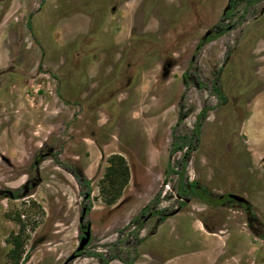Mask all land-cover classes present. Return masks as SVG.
<instances>
[{"label": "rangeland", "instance_id": "1", "mask_svg": "<svg viewBox=\"0 0 264 264\" xmlns=\"http://www.w3.org/2000/svg\"><path fill=\"white\" fill-rule=\"evenodd\" d=\"M226 3L0 0V191L21 194L27 180L39 178L25 197L0 195V264H9L11 234L23 242L22 264H64L75 250L83 201L66 166L90 180L86 252L105 254L156 194L159 208L173 211L177 203L163 184L171 135L173 129L189 133L204 108L186 177L214 195L234 193L248 202H255L258 190L264 193V1L248 10L241 25L194 54ZM191 60L194 83L185 90L182 74ZM218 72L223 104L195 87L197 81L209 86ZM180 104L186 118L176 126ZM112 154L125 159L129 179L107 205L112 188L103 176ZM232 206L210 209L191 200L181 211L214 231L205 228L216 243L215 264H264V240ZM252 206L264 224V213ZM153 244L158 242L142 248ZM199 250L196 243L178 244L165 259L203 264ZM71 264L98 263L85 255Z\"/></svg>", "mask_w": 264, "mask_h": 264}, {"label": "trees", "instance_id": "2", "mask_svg": "<svg viewBox=\"0 0 264 264\" xmlns=\"http://www.w3.org/2000/svg\"><path fill=\"white\" fill-rule=\"evenodd\" d=\"M263 1L264 0H227L226 6L223 9V12L220 16L219 21L211 29V30H214L215 32L213 33V35H206L205 37H202L199 40L195 48L194 54L196 55L206 43L217 39L218 37L222 36L228 31L235 29L239 25H241L244 21L245 14L247 13V11L251 7ZM239 8H241V13L235 19L234 17L237 14V11ZM193 63H194V60H191L187 71H185L182 74V83H183V87L185 90L188 89L189 84L194 83L193 82L194 78L188 72L192 68ZM218 75H219V72L217 73V75L215 74V79H213L210 82L209 86L205 87L203 84H200L197 81L195 83V87L199 89L206 88L210 95L215 96L219 104H223L226 101V97L224 96L221 86L218 83ZM182 108H183L182 104H180L178 107V116H177L176 126H178L183 121V119L186 117V113L183 112ZM206 112H207V108H204L200 111V113L197 116V120L194 124L193 129L189 133L178 134L174 132V129H173L170 144H169V149H168L167 167L164 170V181L166 183L170 176L174 175L176 177V181L172 189L179 198L183 199V201L180 202L181 206H184L186 204L184 200L195 199V200L203 202L209 208L214 209L221 205L215 202L216 199L215 197H213L212 193L206 187L199 184V182L197 181L188 182L187 177H186V167H187V164H188V161L190 159L192 152L196 149L199 136H200L201 125L204 119L206 118ZM179 152H182L181 156L178 159L173 160L174 155ZM106 164L107 165L105 167V173H104L103 179L106 180L109 183L110 187L112 188L109 191V193H111L112 195L109 197V199L106 200L105 203L107 205H112L119 198L121 189L128 182L129 171H128V167H127L125 159L118 154L110 155L106 159ZM66 169L73 175L80 189L84 191V193L87 194V198H88L89 193L91 191L90 181L84 176L83 171L75 166L74 167L66 166ZM155 200H157V196L153 198L152 203ZM148 207L149 206L144 207L141 210L140 214L146 211ZM86 210L87 212L90 210V205L86 207ZM242 211L245 214L246 223H247L249 231L255 237H258L264 240V224L256 216L253 206L250 203H247L245 207H242ZM140 214L134 217L130 221L131 225L136 226V230L133 233L135 245H138L140 243V239L137 236V231H139L143 226V224L139 222ZM169 215L170 213L166 210H161L160 212L154 214V216H157V217H156V220L154 222L152 229L150 230V233L151 234L154 233L155 228L160 223H162ZM203 224L205 225V228L209 232H214L211 228H208L206 226L204 221H203ZM257 227L262 230V234H259L257 232L256 230ZM6 243L10 246L6 254L9 264H22L21 259H22V253H23L22 252L23 242L21 241L20 236L18 234L17 235L11 234L9 238L6 240ZM89 255L96 258L102 264L107 263L110 259H120L117 255L110 256V258L108 259H103L102 256L97 253H91ZM134 260H135V257H132L130 260H122V262L124 264H133Z\"/></svg>", "mask_w": 264, "mask_h": 264}, {"label": "flooded vegetation", "instance_id": "3", "mask_svg": "<svg viewBox=\"0 0 264 264\" xmlns=\"http://www.w3.org/2000/svg\"><path fill=\"white\" fill-rule=\"evenodd\" d=\"M254 7V6H253ZM252 8V7H251ZM241 13V8H239L238 9V11H237V14L235 15V19L238 17V15ZM247 13H248V11H247ZM246 13V14H247ZM245 14V15H246ZM233 30V29H232ZM231 31V30H230ZM215 31L214 30H208L206 33H205V35L203 36V37H205L206 35H213V33H214ZM229 32V31H228ZM226 34V33H225ZM224 35V34H223ZM192 69V68H191ZM190 71V70H189ZM188 71V72H189ZM214 79H215V77H214ZM212 81V80H211ZM210 81V82H211ZM218 83H219V80H218ZM212 96V95H211ZM212 97H214L215 98V96H212ZM216 99V98H215ZM217 100V99H216ZM217 102H218V100H217ZM218 104H219V102H218ZM200 113V112H199ZM207 113V112H206ZM177 116H178V114H177ZM198 116V115H197ZM186 118V117H185ZM184 118V119H185ZM183 119V120H184ZM196 120H197V118H196ZM205 120V119H204ZM176 121H177V119H176ZM203 123V122H202ZM175 125H176V123H175ZM194 127V126H193ZM193 129V128H192ZM170 144V143H169ZM169 149V148H168ZM183 152V151H182ZM182 152H179V153H182ZM176 154H178V153H176ZM43 154H39L38 156H37V158H36V160L34 161V163H33V167L34 168H36L37 169V165H35V162L38 164V161H40V159H42V156ZM42 156V157H41ZM181 156V155H180ZM179 158V157H178ZM178 158H176V159H178ZM174 159V158H173ZM167 162H168V159H167ZM166 167H167V164H166ZM166 167H165V169H166ZM164 169V170H165ZM68 171V170H67ZM69 172V171H68ZM70 173V172H69ZM71 174V173H70ZM83 174H84V172H83ZM72 175V174H71ZM84 176H85V174H84ZM72 177H73V175H72ZM86 177V176H85ZM170 177H175L174 175L173 176H170ZM170 177L168 178V181L165 183V181H164V171H163V184L165 185V188L166 189H170V191H171V194H172V196L174 197V199H175V201H176V203H177V206H176V208L173 210V211H170V210H167L166 208H159V201H160V194H156L155 196H157V200H155L153 203H152V200L147 204V205H145V206H143L140 210H139V212L137 213V215L136 216H138L139 214H140V212H141V210L144 208V207H146V206H149L148 207V209L146 210V211H144L142 214H140V219H139V222H141L142 224H143V226H142V228L139 230V231H137V236H138V238L140 239V243L138 244V245H135V242H134V237H133V233L135 232V230H136V226L135 225H131L130 224V221L134 218V217H136V216H134L129 222H128V224L121 230V231H118L117 232V240L115 241V242H113V243H111L110 245H109V249H107L106 251H105V254L104 253H99V252H86V249L89 247V245H90V243H91V224L88 222V214H89V212H90V210H91V207H90V210L87 212V210H86V207L88 206V205H90V204H85L88 200H89V197H90V193H89V197L87 198V194L86 193H84V191H82L81 189H80V191H81V193H82V201H83V204H82V207H81V211H80V214H79V217H78V228H79V238H78V245H79V242H80V239H81V237L83 236V233H84V231L87 229V226L89 225V231H90V238H89V242L87 243V245L84 247V249L82 250V251H79V252H77L76 251V249H77V247H78V245L76 246V248H75V250L70 254V255H72V254H75L76 255V257L72 260V261H70V262H68L67 264H71L72 262H74L77 258H79V257H81V256H84L85 257V255H86V257H90V258H93V259H95L96 261H97V263L98 264H102V263H100L96 258H94V257H92V256H90L89 254H91V253H97V254H99V255H101L102 256V258L103 259H108V258H110V256H113V255H117L120 259H110L107 263H105V264H110L111 262H118V263H120V264H124L123 262H122V260H130L132 257H135V260H136V258H137V247L143 242V240L144 239H146L148 236H150V235H153L154 233H155V231H156V229H157V227L160 225V224H162V223H160L156 228H155V231H154V233H150V230L152 229V227H153V225H154V222H155V220H156V217L157 216H154V214H156V213H158V212H160L161 210H166V211H168L169 213H170V215L169 216H171V215H173V214H175V213H178V212H180L181 210H182V208H184L186 205H187V203H189L191 200H195V199H186V200H184L185 202H186V204L184 205V206H181L180 205V202L181 201H183V199L182 198H179L176 194H175V192L173 191V185L175 184V181H176V177H175V180H174V183H173V185H170ZM74 178V177H73ZM87 178V177H86ZM75 179V178H74ZM90 181V180H89ZM187 181L188 182H191V181H194V180H189L188 178H187ZM39 182V178L37 177V174H36V176L35 177H33L32 179H30V180H27L26 182H25V184L23 185V187H22V193L23 192H26V193H28L29 192V190L31 189V188H33L32 187V184L33 183H38ZM77 183V182H76ZM79 186V185H78ZM80 188V187H79ZM4 191H0V195H3V196H6V197H9V198H11V199H17V198H22L21 197V194H15L14 192H11L12 193V196H10L9 194H6V193H3ZM91 192V191H90ZM229 194H234V193H227V194H225V195H214V194H212L213 195V197H215V199H216V201L215 202H217L218 204H220L222 207H228V208H232L233 206H232V204H236L238 207H240V211L241 212H243L242 211V207H245L246 206V204H244V203H238V202H236V201H234V200H232V199H230L229 198ZM154 196V197H155ZM153 197V198H154ZM247 200V199H246ZM196 201H198V200H196ZM198 202H200V203H202V204H204L203 202H201V201H198ZM247 202H248V200H247ZM249 203V202H248ZM206 205V204H205ZM207 206V205H206ZM208 207V206H207ZM83 208L86 210L85 211V215H84V217H83V220L80 222L79 221V218L81 217V213H82V210H83ZM211 209V208H210ZM244 214V213H243ZM245 215V214H244ZM168 216V217H169ZM167 217V218H168ZM166 218V219H167ZM151 220H153V222H152V225H151V227L150 228H147V223L149 222V221H151ZM147 230V231H146ZM147 233H146V232ZM143 233H146V234H143ZM263 240V239H262ZM69 255V256H70ZM68 256V257H69ZM68 257H67V259H68ZM66 259V260H67ZM26 260V256H22V259H21V261H22V263L24 262V261ZM66 260H65V262H66ZM134 260V261H135ZM134 261H133V263H134ZM64 262V263H65Z\"/></svg>", "mask_w": 264, "mask_h": 264}, {"label": "crops", "instance_id": "4", "mask_svg": "<svg viewBox=\"0 0 264 264\" xmlns=\"http://www.w3.org/2000/svg\"><path fill=\"white\" fill-rule=\"evenodd\" d=\"M263 16L264 13L262 17ZM259 125H257V129ZM256 188L258 190L259 186H256ZM257 193L255 202L252 200L249 202L251 205H254L259 212L264 213V208L259 209L260 203H264V193L262 190H258ZM152 240H156L158 244L150 245L149 249L147 248V250H144L142 246L147 241ZM195 243L199 244V259L202 260L203 264H215L216 254L213 248L215 240L210 238L209 233L205 231V226L201 219L195 217L190 212L180 211L165 219V221L157 227L153 235L143 240L137 247V258L133 264H171L165 259V254L170 247H175L178 244L191 247ZM115 263L118 262H111L110 264Z\"/></svg>", "mask_w": 264, "mask_h": 264}, {"label": "water", "instance_id": "5", "mask_svg": "<svg viewBox=\"0 0 264 264\" xmlns=\"http://www.w3.org/2000/svg\"><path fill=\"white\" fill-rule=\"evenodd\" d=\"M167 67H170V65L167 64ZM167 74H168V70H166V72H164L162 74V77H166ZM35 165H38V164L35 162ZM36 184L37 183H35V184L33 183L32 184V187H35ZM3 193H6V194H9L10 196H12V193L10 191H4ZM26 195H27V193L26 192H23L21 194V197H25ZM229 198L232 199V200H234V201H236V202H238V203H244V204H247L248 203L247 200L244 197H242L240 195H237V194H229ZM85 211L86 210L83 208L82 213H81V217L79 218V221L80 222L83 220V217L85 215ZM89 238H90V231H89V225H88L87 226V229L84 231L83 236L80 239L79 245H78V247L76 249L77 252L82 251L84 249V247L89 242ZM75 257H76L75 254L70 255L64 264H67L68 262L72 261Z\"/></svg>", "mask_w": 264, "mask_h": 264}]
</instances>
